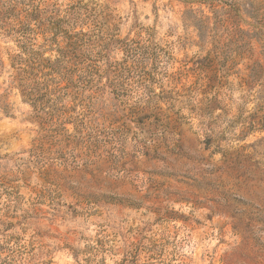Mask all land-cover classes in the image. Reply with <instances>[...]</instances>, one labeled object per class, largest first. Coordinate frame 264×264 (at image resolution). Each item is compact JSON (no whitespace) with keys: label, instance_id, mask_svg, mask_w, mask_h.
Listing matches in <instances>:
<instances>
[{"label":"rangeland","instance_id":"obj_1","mask_svg":"<svg viewBox=\"0 0 264 264\" xmlns=\"http://www.w3.org/2000/svg\"><path fill=\"white\" fill-rule=\"evenodd\" d=\"M65 32L90 64L66 102L101 130L76 168L31 153L42 130L11 65L21 47L56 57ZM263 114L264 0H0V256L264 264Z\"/></svg>","mask_w":264,"mask_h":264},{"label":"trees","instance_id":"obj_2","mask_svg":"<svg viewBox=\"0 0 264 264\" xmlns=\"http://www.w3.org/2000/svg\"><path fill=\"white\" fill-rule=\"evenodd\" d=\"M209 22L210 19L206 16L201 20L200 24H194L200 31L202 39H207L208 35H210ZM55 33L57 32L55 31ZM80 35L83 36L84 33L65 32V47L56 48L57 56L54 58L44 56L42 50L39 49L43 46H38V48L21 47V52L12 57L11 64L16 70L13 79L14 83L18 87L22 98L32 106L33 116L40 124L42 130L41 143L38 147L33 148L31 153L37 156H44L46 157L45 160L47 159L53 164L71 165L74 168L81 163H89L86 160L80 162L79 154L75 152L79 144L85 143L87 147L95 144L98 142L99 132H101L97 127L88 125L90 120L86 119V113L77 112L75 103L69 105L66 102L74 88L75 76L80 77V72L87 69L90 65L85 60L79 59V53H74V51L79 50V42L82 39L79 37ZM48 40L55 41V38H48ZM125 46L127 50L139 54L135 60L137 63H142L153 52L151 46L146 43L137 42L133 44L125 42ZM51 47L50 44L49 49ZM142 49L143 51H141ZM256 66L261 68L262 71L263 65L257 62L251 68L252 71L254 70L252 76L255 74ZM120 70L122 68L119 64L113 67L109 64L106 68V73L115 74ZM259 122V128L264 130V114ZM68 124L73 125V131H70ZM88 129L95 131L94 135H91L90 132L84 134L85 130ZM85 136L89 138L88 142L84 140ZM43 143H49L50 147H55L54 150L49 149L46 151L43 148ZM260 169L264 171V168ZM220 209L232 211L233 206L228 203L221 206ZM0 261H3V264H11L6 258L1 256Z\"/></svg>","mask_w":264,"mask_h":264}]
</instances>
